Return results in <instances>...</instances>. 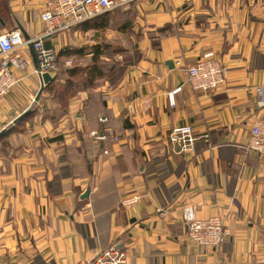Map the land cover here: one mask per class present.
<instances>
[{
    "label": "crops",
    "instance_id": "crops-1",
    "mask_svg": "<svg viewBox=\"0 0 264 264\" xmlns=\"http://www.w3.org/2000/svg\"><path fill=\"white\" fill-rule=\"evenodd\" d=\"M47 1L4 0L0 35H44ZM101 16L102 27L87 21L44 36L57 69L86 67L95 45L133 42L136 57L115 51L107 64L102 50L105 76L68 91L65 104L66 72L42 88L29 46L13 53L24 68L12 69L18 83L0 100V133L13 127L0 140V264H90L112 246L126 264H264V163L246 148L264 121L254 92L264 86V0H141ZM205 58L226 71L210 93L187 81ZM182 126L197 138L193 151L169 144ZM186 208L198 219L220 215L224 242L191 240Z\"/></svg>",
    "mask_w": 264,
    "mask_h": 264
},
{
    "label": "built area",
    "instance_id": "built-area-1",
    "mask_svg": "<svg viewBox=\"0 0 264 264\" xmlns=\"http://www.w3.org/2000/svg\"><path fill=\"white\" fill-rule=\"evenodd\" d=\"M141 0H48L39 14L41 22L45 24V34L33 39L24 40L17 31H10L0 35V100L18 83L12 74V69H23L24 64L19 61L15 50L22 46L32 45L36 60V73L41 76H54L57 68V54L54 49L46 47L44 36L56 32L66 31L83 24L95 17L115 9H127ZM187 81L194 91L210 93L216 90L225 80V68L214 59L205 58L196 61L186 69ZM180 86L168 94L170 107L175 105L174 95L180 92ZM258 100L257 104L264 106V86L254 88ZM95 139L102 136L90 132ZM169 144L178 151H193L197 141L190 126L175 127L169 131ZM246 148L253 151L264 163V121L255 124L249 134ZM139 199L132 195L122 200L123 206H129ZM182 223L188 237L201 246L217 248L225 239L223 220L220 215L206 219H198L190 208L182 214ZM90 264H126V253L112 246L99 253ZM214 264H255L249 261H218Z\"/></svg>",
    "mask_w": 264,
    "mask_h": 264
},
{
    "label": "trees",
    "instance_id": "trees-1",
    "mask_svg": "<svg viewBox=\"0 0 264 264\" xmlns=\"http://www.w3.org/2000/svg\"><path fill=\"white\" fill-rule=\"evenodd\" d=\"M3 4H4V0H0V8L3 6ZM103 14H105V13H103ZM103 14H101V15H103ZM101 15L95 17L94 20L93 19L90 20L92 22L93 21L96 22V24H97L96 27L97 26L102 27L104 25L103 23H99V19L102 17ZM109 48L110 47L107 45L106 46H102V45L92 46L90 48V51H91L90 53L92 54V56L90 58L89 64L86 67H83L80 69L73 67V68H69V69L65 70L66 75L69 78H72V80H67L68 84H66L67 83L66 82L65 86L68 89H66V91L64 93L62 92L60 95H58V97L60 98V102L62 104L67 103L68 99L72 96V93H69L68 91H70V90L73 91L74 89H76V88H74V86H76V87L79 86L80 88L86 89V88L93 86L94 81L100 80L101 78H103L105 76L104 65L101 63L100 57L102 54V50H109ZM78 74H81L83 77L82 81L79 83L80 85L73 83L74 76H76ZM53 78H54V80L48 85L49 87L46 86L49 89H51L53 87L52 84H53V82H55L56 77L53 76ZM12 131H13V127L9 128L4 134H2L0 136V140H2L7 134H9Z\"/></svg>",
    "mask_w": 264,
    "mask_h": 264
},
{
    "label": "rangeland",
    "instance_id": "rangeland-1",
    "mask_svg": "<svg viewBox=\"0 0 264 264\" xmlns=\"http://www.w3.org/2000/svg\"><path fill=\"white\" fill-rule=\"evenodd\" d=\"M130 36H131V33L130 32H125V37L126 38L127 37H130ZM130 43L131 44L128 45L130 49L132 48V50H131L130 53L127 52L126 50H124V49L128 48V46H123V47L120 46L119 47V46L113 44L110 47V49L107 51V53H105L106 54L105 56L109 60L107 64H112L113 62H115L114 61V59H116L115 56L113 58V55H114L115 51L121 52V55H123L124 57H126L125 60H127L128 57H136L137 52L132 47V44H134V43L133 42H130ZM83 49H87V48H83ZM64 62H61V63L59 62L58 69L56 68L57 69L56 79H58V80L65 79V77L63 76L65 70L68 69L69 67L71 68L72 65H74L75 63H77V61H71L68 64L67 63H64ZM82 79H83L82 75L81 74H78V75L74 76L73 83H75L77 85H80L79 83L82 81ZM66 82H67L66 84H68V81H66ZM74 88H76V89L78 88L79 89L80 87L79 86L78 87L74 86Z\"/></svg>",
    "mask_w": 264,
    "mask_h": 264
},
{
    "label": "water",
    "instance_id": "water-1",
    "mask_svg": "<svg viewBox=\"0 0 264 264\" xmlns=\"http://www.w3.org/2000/svg\"><path fill=\"white\" fill-rule=\"evenodd\" d=\"M28 46H29V48L33 51V49H32V45L29 44ZM33 54H34V53H33ZM36 69H37V68H36ZM40 78H41V83L43 84L42 88L48 86V85L54 80V78L51 77V76L48 75V74H43V75L40 76ZM1 135H2V132L0 133V136H1ZM86 194H87V193H85L84 196H86Z\"/></svg>",
    "mask_w": 264,
    "mask_h": 264
}]
</instances>
